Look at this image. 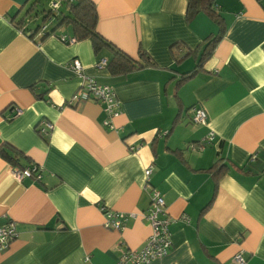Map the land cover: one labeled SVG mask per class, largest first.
Listing matches in <instances>:
<instances>
[{
    "label": "crops",
    "instance_id": "crops-1",
    "mask_svg": "<svg viewBox=\"0 0 264 264\" xmlns=\"http://www.w3.org/2000/svg\"><path fill=\"white\" fill-rule=\"evenodd\" d=\"M33 1L0 0V147L21 155L15 166L0 155V225L17 231L0 264H115L142 248L146 219L121 230L104 223L105 211L149 207L148 167L172 243L151 264H239V252L243 264H264V0L216 1L223 35L183 82L218 30L204 13L188 20L187 0H91L95 31L111 45L97 51L89 39L61 40L71 27L51 14L40 21L44 0L29 10ZM53 2L59 16L64 5ZM116 50L139 67L111 73ZM73 58L114 91L112 127L102 103L72 99ZM192 107L205 110L206 125L192 123ZM30 164L40 177L17 179L13 170Z\"/></svg>",
    "mask_w": 264,
    "mask_h": 264
},
{
    "label": "built area",
    "instance_id": "built-area-1",
    "mask_svg": "<svg viewBox=\"0 0 264 264\" xmlns=\"http://www.w3.org/2000/svg\"><path fill=\"white\" fill-rule=\"evenodd\" d=\"M57 6L58 2H53L52 8L57 9ZM61 40L65 42H74L75 38L63 35L61 36ZM106 64V59H101L97 63V66L101 68L105 67ZM68 65L80 79L79 89L76 91L72 99L76 102L81 100H95L102 103L104 111L108 114V119L104 123L105 125L112 127L110 120L113 116L117 115V108L119 106L112 88L108 85L99 84L92 76L87 75L84 72L80 60L77 58L71 59L68 62ZM190 111L192 123L200 125L207 124V114L202 107H192ZM21 112V108H16L14 116L19 115ZM52 128L51 123H46L44 127L39 129V133L47 135ZM209 139H212V135L209 136ZM40 171L41 168L34 164L24 168H15L13 170L16 178L19 180L32 175L39 178ZM151 172V167L146 168L144 171L145 188H147L150 193V204L146 210L141 211L139 214L133 212L113 213L111 211H105L104 226L108 229L121 230L128 219L136 217V215L146 219L151 227V233L144 246L140 249L123 250L115 264H151L154 259L165 256L171 249V233L169 230L171 219L167 215L166 205L162 195L158 190L150 187L149 175ZM182 219H186L185 215H183ZM16 236L17 231L13 221H8L7 223L0 225V253H3L8 249L10 243L16 238ZM234 260L239 264H243L245 259L242 252L234 255Z\"/></svg>",
    "mask_w": 264,
    "mask_h": 264
},
{
    "label": "trees",
    "instance_id": "trees-1",
    "mask_svg": "<svg viewBox=\"0 0 264 264\" xmlns=\"http://www.w3.org/2000/svg\"><path fill=\"white\" fill-rule=\"evenodd\" d=\"M217 0H187L186 7V18L188 20L192 19L198 13H204L207 17H209L218 27V30L215 34L208 36L205 39V43L203 48L201 49V53L197 60V64L195 65V69L183 73L181 75V80L179 82H183L186 79L192 77L196 73V69L200 68L203 62L207 60V58L211 55L212 51L215 48V45L220 40L223 35L224 27H223V19L222 17L215 11ZM40 4V0H35L31 3L29 10L35 9ZM61 5H64L63 11H59L54 14L58 10L49 6L48 8H44L43 4L41 5V21H45L49 15L57 16L58 24H67L71 27L73 32V37L76 40L89 39L92 42L93 48L95 51L99 50L102 45L111 46L110 43L101 37L95 31V25L97 23V11L95 4L91 0H61ZM113 46V45H112ZM113 48V47H112ZM116 55V56H115ZM114 57L108 63V67L111 73H125L131 69L139 67V63L133 60L128 55L121 53L119 50L115 51ZM120 56V58H119ZM141 58L144 60L147 59L146 52L140 51ZM143 64V63H142ZM145 65V63H144ZM143 66V65H142ZM0 155L9 161L13 166L18 164L20 159V152L13 148H2L0 147ZM27 165V166H31ZM26 167V166H24ZM21 167V168H24ZM223 167H218L215 171V175H219L221 173Z\"/></svg>",
    "mask_w": 264,
    "mask_h": 264
},
{
    "label": "rangeland",
    "instance_id": "rangeland-1",
    "mask_svg": "<svg viewBox=\"0 0 264 264\" xmlns=\"http://www.w3.org/2000/svg\"><path fill=\"white\" fill-rule=\"evenodd\" d=\"M46 1H47V0H44V1H43V6H44V8H47V7H48ZM59 7H61V5H59ZM58 12H59V11H58ZM56 13H57V12H56ZM54 14H55V12H54ZM40 21H41V20H40ZM56 22H57V21H56ZM66 27H67V25L64 26V28H66ZM67 28H68V27H67ZM198 57H199V56H198ZM198 57H197V58H198Z\"/></svg>",
    "mask_w": 264,
    "mask_h": 264
}]
</instances>
